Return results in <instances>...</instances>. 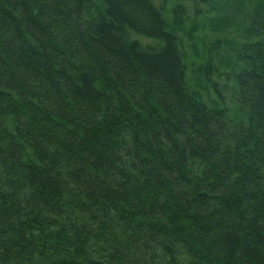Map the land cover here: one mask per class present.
Returning <instances> with one entry per match:
<instances>
[{
  "label": "trees",
  "instance_id": "trees-1",
  "mask_svg": "<svg viewBox=\"0 0 264 264\" xmlns=\"http://www.w3.org/2000/svg\"><path fill=\"white\" fill-rule=\"evenodd\" d=\"M190 1L0 0V264H264V0Z\"/></svg>",
  "mask_w": 264,
  "mask_h": 264
},
{
  "label": "rangeland",
  "instance_id": "rangeland-1",
  "mask_svg": "<svg viewBox=\"0 0 264 264\" xmlns=\"http://www.w3.org/2000/svg\"><path fill=\"white\" fill-rule=\"evenodd\" d=\"M156 3L163 4L164 9L167 12V14L169 15L170 19H173L174 17L177 16V14L174 13L175 6H174L173 0H164V1L163 0H156ZM179 5H181V4H179ZM182 7L185 11V18L188 19V20H186L185 18H183V20H184L183 25L186 27L187 31L190 32L192 24L195 23V28H194V31L192 32V34H194L193 37H195L196 39L201 40L202 38L206 37L205 38L206 41L210 42V43L216 42V41L229 40L230 38L233 39V37H230V38L226 37V35L231 34L230 32H235L233 29H232V31H228L227 32L228 34H226V35H220V34H217L215 32H211L210 30H208L209 28H207V26H208V23L210 22L211 16L205 14V11H206L205 5L201 4L198 0H192L190 2H186L184 5H182ZM203 14H204V16H203L204 18L201 17V18H198L197 20L195 19L197 15H203ZM202 22L206 25L205 26L206 31H204V32L201 31V29H200ZM232 34H234V33H232ZM179 36L182 38L181 49H182V52L184 54V59H185L186 65L189 67V65L193 62H195L196 65H200V63L204 60V57H202V59H201V55H202L201 44L199 42H198V45L194 44V43H197L196 39L192 40L187 35L184 36L181 32H180ZM143 42H147V41L143 40ZM193 53H195L196 55H193ZM208 57L209 56L207 54V57L205 58V60L206 59L208 60ZM214 57H215V54H213V56L211 55V59H214ZM211 59H209L208 61H210ZM190 76H191V80H193V78H194L193 76H196V74L191 73ZM213 80H215V78H213ZM216 82H217V86H215V89H217V90H219V87L224 83L229 85L228 86L229 88L226 87L225 90L223 91V96L228 98L230 95L229 89L233 85L232 81L226 80L223 76L222 78H216ZM204 90H207V89H203V91ZM211 91H213V89H210V94L212 96L211 98L215 99L216 94L212 93ZM217 94H218V92H217Z\"/></svg>",
  "mask_w": 264,
  "mask_h": 264
}]
</instances>
